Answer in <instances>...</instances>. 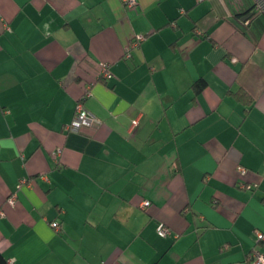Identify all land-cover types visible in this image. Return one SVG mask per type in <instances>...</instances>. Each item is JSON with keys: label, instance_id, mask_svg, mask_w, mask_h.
I'll use <instances>...</instances> for the list:
<instances>
[{"label": "crops", "instance_id": "obj_1", "mask_svg": "<svg viewBox=\"0 0 264 264\" xmlns=\"http://www.w3.org/2000/svg\"><path fill=\"white\" fill-rule=\"evenodd\" d=\"M254 5L0 0L10 264H252L253 249L264 252V9ZM87 92L101 122L74 128Z\"/></svg>", "mask_w": 264, "mask_h": 264}, {"label": "built area", "instance_id": "obj_2", "mask_svg": "<svg viewBox=\"0 0 264 264\" xmlns=\"http://www.w3.org/2000/svg\"><path fill=\"white\" fill-rule=\"evenodd\" d=\"M125 6L127 8H133L137 5V0H123ZM255 8L256 10L264 9V0H255ZM146 34L140 33L136 34L134 39L126 46L125 48V56L130 57L131 50L134 48H138L140 43L145 40ZM101 76L105 78H111L112 72L110 70V64L106 62L101 63ZM90 95V92L85 93L81 100L77 103L76 111L74 115V119L72 121V125L74 128H80L84 125H97L101 122V120L94 114L90 113L83 105V100ZM241 174H246L247 169L245 167H239ZM16 200V195H12L9 197L8 202L10 204H14ZM149 201L145 200L143 202V206L149 205ZM56 231H61L63 229L62 222H52L51 223ZM157 233L162 237H167L173 234V230L164 223H159L156 228ZM258 240L264 242V231L257 232ZM248 260L252 264H264V252L253 249V251L248 255Z\"/></svg>", "mask_w": 264, "mask_h": 264}, {"label": "trees", "instance_id": "obj_3", "mask_svg": "<svg viewBox=\"0 0 264 264\" xmlns=\"http://www.w3.org/2000/svg\"><path fill=\"white\" fill-rule=\"evenodd\" d=\"M253 9H255V5H254ZM248 11H250V10H248ZM253 13H254V12H253ZM204 85H205V81L202 80V79L197 80V81L193 84V86L195 87V89H196L197 91H201V90L203 89ZM10 197H11V196H10ZM8 199H9V198H8ZM0 264H10L9 261H8V259H7V257L4 255V253H3L1 250H0Z\"/></svg>", "mask_w": 264, "mask_h": 264}, {"label": "water", "instance_id": "obj_4", "mask_svg": "<svg viewBox=\"0 0 264 264\" xmlns=\"http://www.w3.org/2000/svg\"><path fill=\"white\" fill-rule=\"evenodd\" d=\"M252 15H253V11L249 12L248 14H245V16L243 17V19L246 20L249 17H251Z\"/></svg>", "mask_w": 264, "mask_h": 264}]
</instances>
